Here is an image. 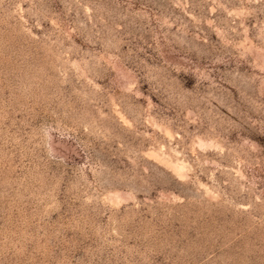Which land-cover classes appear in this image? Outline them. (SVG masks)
<instances>
[{
  "label": "rangeland",
  "instance_id": "obj_1",
  "mask_svg": "<svg viewBox=\"0 0 264 264\" xmlns=\"http://www.w3.org/2000/svg\"><path fill=\"white\" fill-rule=\"evenodd\" d=\"M0 264H264V0H0Z\"/></svg>",
  "mask_w": 264,
  "mask_h": 264
}]
</instances>
